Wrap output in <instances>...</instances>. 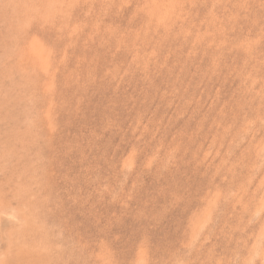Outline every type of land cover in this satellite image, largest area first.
I'll list each match as a JSON object with an SVG mask.
<instances>
[{"label":"rangeland","instance_id":"374dc122","mask_svg":"<svg viewBox=\"0 0 264 264\" xmlns=\"http://www.w3.org/2000/svg\"><path fill=\"white\" fill-rule=\"evenodd\" d=\"M0 264H264V0H0Z\"/></svg>","mask_w":264,"mask_h":264}]
</instances>
